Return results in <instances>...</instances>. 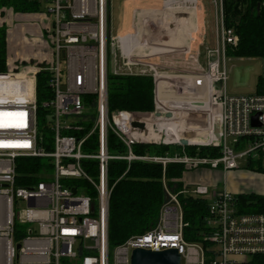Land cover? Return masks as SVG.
Instances as JSON below:
<instances>
[{
    "label": "built area",
    "instance_id": "obj_1",
    "mask_svg": "<svg viewBox=\"0 0 264 264\" xmlns=\"http://www.w3.org/2000/svg\"><path fill=\"white\" fill-rule=\"evenodd\" d=\"M40 1L51 17V27L46 31L49 60L0 72V264H131L136 249H176L181 264H264V213L241 212L239 194L229 191L226 183L223 188H212L189 185L182 179L184 187L177 194L166 187L164 180L168 198L156 226L110 247L112 161L142 160L161 164L164 169L168 164H182L187 172L207 169L224 174L241 165L250 168L256 160L261 167L264 163V57L261 90L230 94L226 88L227 51L238 45L240 37L234 27L226 24L225 0H211L220 15L216 44L205 47L207 65L199 76H193L203 92L196 90L195 82L191 86L195 100L204 101L203 106L194 108L193 117L207 115L205 127L200 125L205 128L206 141L188 145L157 142L146 135L150 132L148 120L159 131L154 120L156 108H160L157 88L164 76V66L153 60L165 54L151 53L167 43L163 37L173 28L176 31L179 19L186 27L188 14L194 9L199 13L198 8L180 5L177 0H167L161 9L136 8L130 32L113 36L112 0ZM258 9H264V0H260ZM204 28V21L198 18L190 46L186 44L182 51L174 48L173 53L192 54V42ZM128 44L132 45L129 51ZM201 46L205 42L199 39L198 53ZM199 64L195 59L193 69ZM41 73L48 74L53 93V98L43 104L49 110L44 118L37 112ZM111 75L151 77L155 110L110 112ZM89 97L94 98L93 103L86 101ZM89 106H94L95 113H89ZM167 113L172 112L164 110L160 118L171 119ZM256 116L257 125H253ZM136 126L135 136L132 129ZM110 132L126 146L129 157L110 154ZM93 139L96 149L89 152ZM135 143L175 145L181 147V152L165 157H135L131 151ZM188 146L195 147L196 155L186 152ZM202 147L218 148L220 156L201 157L198 154ZM23 158L41 160V170L21 174L17 160ZM85 161L95 162V174L86 171ZM179 195L211 196L204 219L207 246L185 240L183 230L187 225Z\"/></svg>",
    "mask_w": 264,
    "mask_h": 264
},
{
    "label": "trees",
    "instance_id": "obj_2",
    "mask_svg": "<svg viewBox=\"0 0 264 264\" xmlns=\"http://www.w3.org/2000/svg\"><path fill=\"white\" fill-rule=\"evenodd\" d=\"M260 0H247L244 12L239 7L240 0H225V21L228 27H234L240 37L236 47L227 51V56L236 58H263L264 57V9H258ZM40 0H0V9L12 8L16 13H39L42 10ZM233 13L229 18L228 14ZM7 31L0 28V71H7ZM47 73L38 75V115L44 118L49 110L43 107L44 102L53 98L48 85ZM260 81L258 90L260 91ZM155 85L149 76H109L108 106L109 111H128L133 113H148L155 110ZM169 97L166 92L158 91L159 101ZM174 98H176L174 96ZM94 98L86 101L93 103ZM175 108L176 99L170 100ZM109 151L113 156H130L129 150L113 133L108 137ZM96 149L95 139L91 142L93 152ZM132 155L135 157L173 156L181 152L180 146L135 143L132 145ZM189 155H196L195 147H186ZM201 157L216 158L220 156L218 148L202 147ZM39 159H18V171L29 174L41 170ZM84 168L95 174V162L85 161ZM259 170L264 171L259 165ZM252 168V166H250ZM187 170L182 164H154L142 160H114L109 167V181L113 187L110 199L109 240L110 247L115 248L123 244L130 237L146 233L156 226L161 209L167 202V192L164 186L173 193L179 194L184 187V178ZM92 194L94 192L90 190ZM183 208L184 222L187 225L183 230L186 241L203 243V237L208 228L204 219L209 213V204L205 198L179 195ZM241 212L264 213V195L256 193H241L238 196Z\"/></svg>",
    "mask_w": 264,
    "mask_h": 264
},
{
    "label": "rangeland",
    "instance_id": "obj_3",
    "mask_svg": "<svg viewBox=\"0 0 264 264\" xmlns=\"http://www.w3.org/2000/svg\"><path fill=\"white\" fill-rule=\"evenodd\" d=\"M148 1V0H147ZM146 4H143L142 0H112L111 6V19H110V27L112 30L113 36H123L124 34L130 32L132 25V12L134 9H161L165 6L166 0H153L150 4V7H147ZM176 1V0H175ZM180 5H188L198 8V18L201 21H204L205 28L203 29L202 34H198L196 36V40L192 42V47L194 51L192 54L185 53H169L165 54L160 60H153L156 63H161L164 66V76L162 77V81L158 84L159 92H166L165 89H168L170 92L167 99H162L159 101L158 97V105L163 110H169L173 114V118L166 120L165 118L157 117L154 120V123L159 126V131L156 126L151 127L152 120H148L149 133H146L149 139H153L154 141H165L170 138H174L173 128H176V137L178 139H185L187 141H196L200 136L204 137V131L197 128L196 124L202 121V116L193 117V110L191 109V104L193 100L188 99V103L184 104V106L180 107L182 99L186 97L187 93L182 91L190 90L192 86V82L194 87L198 91L199 85H196V79L193 76H199L202 72L203 67L205 68L207 65V58L205 53V47H212L216 44V27L217 23L220 19V15L216 13L215 7L212 4L211 0H177ZM247 0H240V11L244 12L246 8ZM149 5V4H148ZM0 28L4 27L7 31L8 28H14L16 22L6 23V25L2 22L3 15L6 14L7 11L12 10V8H3L0 9ZM7 10V11H6ZM14 12V10H12ZM2 12V15H1ZM4 12V13H3ZM233 13L228 14V18ZM40 16H45L50 21L51 17L47 14L45 6L43 5L42 10L38 13ZM232 17V16H231ZM48 22V21H47ZM203 28V27H202ZM192 30V34L195 32ZM182 33V32H180ZM17 34V33H15ZM191 34V35H192ZM13 36V35H12ZM47 37V36H46ZM165 42H171L172 34L166 33L163 37ZM190 38H194L193 35ZM29 41H25L24 46L27 48V52L24 50L14 49L15 52L13 57L16 58L17 65H39L41 61L48 58V53L46 46H40L39 44L33 43L32 37L27 38ZM199 39L205 42V46L200 47V53L197 52L196 47L198 46ZM8 40V39H7ZM47 42V41H46ZM190 46V43H188ZM46 45V44H45ZM132 48V45L128 44V51ZM161 47L154 50L151 54H164L167 53L164 51L168 49L167 47ZM174 49V48H173ZM180 49V51H182ZM162 51V52H161ZM171 51V50H170ZM158 52V53H156ZM19 56H25L26 59L19 58ZM13 57L11 56L10 62L12 63ZM192 57V58H191ZM195 59L200 61L199 66L196 65V69H193L195 63ZM191 61L192 65H191ZM10 62L7 64V71L10 72L11 64ZM197 64V63H196ZM193 66V67H192ZM202 66V68H200ZM191 69V70H190ZM262 62L261 58H236V57H227V70H228V82L226 84V88L230 94H251L255 93L258 90V85L261 76ZM198 70V71H197ZM1 72V71H0ZM2 72V73H5ZM195 73V74H194ZM114 76V75H112ZM195 80V81H194ZM170 83L167 85V82ZM172 84V85H170ZM174 85V86H173ZM180 85V86H179ZM182 85V86H181ZM167 86H171L168 88ZM184 86V87H183ZM189 86V87H188ZM184 88V89H183ZM189 88V89H188ZM194 90V89H193ZM157 91V92H158ZM174 96L176 98H174ZM176 99L175 108L169 103L170 100ZM95 113L94 106H89V113ZM147 122V123H148ZM135 128L132 129V133L135 135ZM201 128V127H200ZM165 130L162 134L161 131ZM168 130L170 131L168 133ZM158 131V132H157ZM136 136V135H135ZM161 136V138H160ZM156 139V140H155ZM185 142V141H183ZM182 143V142H181ZM259 160H256V163L253 164L252 168H247L246 166L241 165V168L236 169L234 171H230L226 176V182L228 183L229 189L234 194H239L241 192H256L261 195H264V171L259 170ZM262 169L264 170V163L262 164ZM199 170L197 171H188L186 172L185 177L183 178L184 182L189 185H194V178L198 176ZM218 178V177H217ZM221 182H224L225 177L218 178ZM220 188H223L222 183L220 184ZM207 200L211 201V196L207 197ZM22 207H26L25 204H22Z\"/></svg>",
    "mask_w": 264,
    "mask_h": 264
},
{
    "label": "crops",
    "instance_id": "obj_4",
    "mask_svg": "<svg viewBox=\"0 0 264 264\" xmlns=\"http://www.w3.org/2000/svg\"><path fill=\"white\" fill-rule=\"evenodd\" d=\"M142 1H144L143 4H146L147 0H142ZM152 1L153 0H148L147 1L148 2L147 3V7L151 6L150 3ZM164 4L165 5L167 4V0L165 1ZM0 11H2V10H0ZM132 14H133V12H132ZM1 15H2V12H1ZM132 20H133V15H132ZM2 22L5 25H6V23L9 24V23H12V22H16V25H14V28L13 27L12 28H8V35H7V39H8L7 40V46H8L7 64L10 62L11 56L12 57L15 56V55H13L14 52H15L14 49H17L16 51H18V50H22V51L24 50L25 52L28 51L26 46H24L25 41H29L27 39L28 37H30V38L32 37L33 43L39 44L40 46H43V45L46 46L45 49H47L48 58H46L44 61L49 60V58H50V48H49L48 43L46 42V40H47L46 31L49 30V28L51 27V20L49 21L47 19V17H45V16L42 17V16L38 15V13H16V12H13L12 10H10V11H7L6 14L3 15V21ZM178 25H179V22H178ZM184 29L186 31H189L188 28H184ZM15 33H17V34H15ZM174 34H177V33H174ZM173 36L174 35H172L171 40L174 39ZM171 42L165 43L164 46L165 45H169ZM181 53H185V52H181ZM16 56L17 57H13L12 63L10 62V64H11V69L10 70L11 71H17V70L21 69L22 66H23V65H21V66L17 65V63L15 61L16 58H18L17 53H16ZM23 57H24V59H26L25 56H19V58H22V59H23ZM44 61L42 60L41 63L44 62ZM227 174H224L222 171H214V170L212 171V170H207V169H201V170H199V173L197 174L198 176H196L194 178V183L208 185V186H211L212 188H214V187L220 188V184L221 183H222V185L224 187V184L226 183V187L230 191L228 183L226 182ZM185 175H184V177H185ZM217 177L218 178L222 177V180H223V177H225L224 182H221L220 179H218ZM241 193H256V192L248 191V192H241ZM241 193H239V194H241ZM256 194H259V193H256ZM259 195H261V194H259Z\"/></svg>",
    "mask_w": 264,
    "mask_h": 264
},
{
    "label": "bare ground",
    "instance_id": "obj_5",
    "mask_svg": "<svg viewBox=\"0 0 264 264\" xmlns=\"http://www.w3.org/2000/svg\"><path fill=\"white\" fill-rule=\"evenodd\" d=\"M188 15H189L188 16V20H187L188 21V24H187L186 27L182 26V25H184L183 24V20L181 21V19H179L180 22H179V25L176 27V31L174 30V28L172 29L173 31L171 32V34L174 35L173 36L174 39L172 40V42L169 45L163 46L164 48L165 47L168 48V49H165L164 50L166 52L168 51L167 53L164 52V54H169L170 52L171 53L175 52V50L173 48H177V49L184 48L186 46V44L190 43L194 39V38H190V37L194 34V33L192 34V30L191 29H194V31H196V28H197V25H198V13H197V10L196 9L192 10ZM184 28H188L189 31H186ZM174 32L177 33V34H174ZM180 32H182V33H180ZM152 55H156V54H152ZM152 55H150V56H152ZM192 62L193 61H191V65H192ZM193 64H194V62H193ZM194 79L198 80V78H194ZM190 90H184L182 92L188 94V92ZM157 91H158V88H157ZM198 91L199 92H203L202 89H201V87L198 88ZM191 96H193L192 93H191ZM157 97H158V92H157ZM185 101H186V98L182 99V102H181L180 107L184 106ZM201 103H204V101H201ZM198 104H199V102L197 103L196 107L198 106ZM201 116H202V121H200L198 124H196V127L199 128V129H202L204 131L205 128H203V127H205L208 118H207V115L204 114V113ZM201 124H202L203 127L200 126ZM169 132L170 131L168 130V133ZM172 132H173V135H174L175 139L174 138H170V136H169L167 140H169L171 142H175V143H181L183 141H187L185 139H178L176 137V128L175 127L173 128ZM204 137L200 136L198 138V140H196V141H187V142H189V143H204L206 141V140H204L205 139Z\"/></svg>",
    "mask_w": 264,
    "mask_h": 264
},
{
    "label": "water",
    "instance_id": "obj_6",
    "mask_svg": "<svg viewBox=\"0 0 264 264\" xmlns=\"http://www.w3.org/2000/svg\"><path fill=\"white\" fill-rule=\"evenodd\" d=\"M163 111L162 108H156L157 117H160ZM166 116L167 118L173 117L172 113H167ZM253 125H257V116L253 118ZM180 144L188 145L189 142L185 141ZM131 264H181V256L176 249H168L161 252L136 249L133 251Z\"/></svg>",
    "mask_w": 264,
    "mask_h": 264
},
{
    "label": "flooded vegetation",
    "instance_id": "obj_7",
    "mask_svg": "<svg viewBox=\"0 0 264 264\" xmlns=\"http://www.w3.org/2000/svg\"><path fill=\"white\" fill-rule=\"evenodd\" d=\"M193 91V90H192ZM191 90L188 92V94H186V101H185V104L188 103V99L191 98L190 100H193L194 99V96H191V93H193ZM196 99V97H195ZM193 100L192 101V104H191V109L194 110V108L196 107L197 103L199 102L198 106H201L203 103H201V101H198V100ZM203 106V105H202Z\"/></svg>",
    "mask_w": 264,
    "mask_h": 264
}]
</instances>
